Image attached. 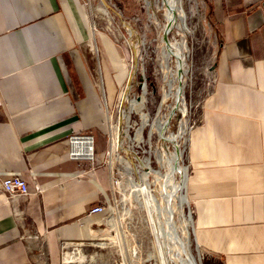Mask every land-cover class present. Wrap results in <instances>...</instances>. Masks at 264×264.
Wrapping results in <instances>:
<instances>
[{
	"label": "crops",
	"instance_id": "0c3cea01",
	"mask_svg": "<svg viewBox=\"0 0 264 264\" xmlns=\"http://www.w3.org/2000/svg\"><path fill=\"white\" fill-rule=\"evenodd\" d=\"M205 1L220 43L188 146L194 239L215 264H264V0ZM89 39L80 0H0V175L32 189L14 202L0 189V264H57L62 241L106 256V213L90 211L103 190L109 198V174L69 156L72 135L92 134L103 163L115 102L92 72Z\"/></svg>",
	"mask_w": 264,
	"mask_h": 264
},
{
	"label": "rangeland",
	"instance_id": "374dc122",
	"mask_svg": "<svg viewBox=\"0 0 264 264\" xmlns=\"http://www.w3.org/2000/svg\"><path fill=\"white\" fill-rule=\"evenodd\" d=\"M80 1L85 7L88 17L90 39L87 44L90 50L89 60L92 72L100 84L104 81L108 95L115 97L114 105L109 108L113 144L116 139L118 140L116 126L119 121L122 97L130 71L134 67L133 51L130 41L136 46L138 45L140 58L137 73L132 82L130 100L132 101L134 98H140L143 93L142 85L145 83L147 103L144 112L150 114L151 123L154 119H165L175 105L172 99L163 103L164 97L170 94L169 80L171 79L168 70H166L163 65L164 56L162 53L163 28L165 24H167V7L163 4V0H106L111 7L109 14H106V9L100 3V0ZM197 4L199 5V14L196 9L194 10L193 8L198 6ZM189 7H192V11L194 12L188 14L186 31L178 35V30L177 28L174 29V27V30L172 29L173 31L171 30L172 32L170 31L171 34L168 36L169 40L172 42L185 41L187 44V63L190 67V72L186 77V84L184 86L185 103L188 111L184 120L187 123L185 128L186 133L184 132V135L180 137L181 139L168 136L172 133L177 134L180 130V124L183 118L182 114L178 112L177 115L170 120L169 132L166 133L168 137L165 136L166 140L161 138L162 141L158 131L152 130V128H150L151 125H147L143 130L144 142H142L140 146H133L134 144L128 140L123 143V146L125 145L124 147L127 148V146L132 145L134 150L138 152L139 159H135L134 156V159L129 157L133 159L135 163L141 166V158L149 157L152 167L160 171V180L162 181L157 182L159 179L155 177V184L151 185L153 193L159 200L162 198L160 193L163 187L165 189L168 186V181L166 182L167 165H161L159 156L162 154L163 149H168V152L173 154L174 146L176 145L175 150L177 148L175 142L178 140L180 150L183 153L182 160L186 165L189 164V132L202 123V111L205 101L214 91L217 84L215 69L220 41L212 21L208 19L209 17L206 12L208 10V4H206L205 0H193ZM121 18L137 31L139 35L138 40L130 37V33L124 28ZM101 37H104L107 42L112 45V52L113 54L115 53L114 55L119 59V61H116L121 63L120 70H115L113 68L116 61L112 59L107 51L103 50ZM175 61H170L169 68L175 69ZM176 86L177 84L174 85L175 90ZM126 119L127 125L131 126L129 128V134L131 137H134L137 129L141 127L140 114L134 111L132 112L131 108H129L127 109ZM126 128L127 127H125L124 132H126ZM103 136H105L102 138L104 141L103 150L104 153L108 155L111 149L110 131L108 129L103 131ZM117 150L120 151L119 144L116 151ZM117 153L120 156L114 154L110 160L113 165L111 173H109V163L106 165L104 163L105 159L101 165H97L101 170H104L106 174L113 176L122 183L121 188L118 189L113 186V184L111 185L110 181L109 187L107 186V188H105L109 197L107 201H109L108 203L111 209H114V214L112 215L109 211L108 215H112L117 220V229L111 226L109 223L110 216L107 215L106 234L104 238L105 240H113L118 237L120 240L118 243L110 242L105 245L101 252L105 253L106 256L113 257V259L120 264H163L160 243L155 223L150 213L151 211L146 206L136 201V196L125 187L123 176L126 172V168L120 158H129L122 152ZM106 158L109 161V157ZM182 164L183 163H181V165ZM135 177L134 179L139 180L138 175H135ZM176 177L178 181L181 180L180 175L176 174ZM149 181H154V178L150 177ZM160 183H162L161 188ZM139 201L143 202L144 197L141 196ZM144 203L146 202L144 201ZM181 210L187 218L190 216L193 219V207L190 201L186 206H183ZM174 220L177 225L182 224L183 220L179 212L174 214ZM189 236L191 242L190 254L194 263L215 264L209 259L207 254L199 248L194 239V231L191 228ZM171 264L178 263L173 261Z\"/></svg>",
	"mask_w": 264,
	"mask_h": 264
},
{
	"label": "bare ground",
	"instance_id": "6f19581e",
	"mask_svg": "<svg viewBox=\"0 0 264 264\" xmlns=\"http://www.w3.org/2000/svg\"><path fill=\"white\" fill-rule=\"evenodd\" d=\"M164 3L167 7V24H165L163 28L164 33H168L174 27H176L177 23V16L180 19V24L178 27L182 30V32L186 31V13L181 8V0H164ZM104 6V5H103ZM106 14H109V9L104 6ZM131 35H134V31H131L127 28ZM182 40V39H181ZM163 41V40H162ZM131 47L135 46V44L130 41ZM163 49H164V63L165 69L168 70V73L171 75V79L169 80L170 89L173 87L174 84H178L176 86V90L172 94V98L174 99L175 103L177 102L179 109L186 115L187 106L184 96V86H185V76L189 71V67L187 64V55L185 53L186 50V42L182 41L181 43H165L163 41ZM137 53L139 56V49L137 48ZM163 53V52H162ZM134 58V53H133ZM176 60V68L171 71L169 69V63L171 59ZM131 72V71H130ZM130 75V74H129ZM129 78V77H128ZM167 84V83H166ZM183 85V86H182ZM170 91V90H169ZM126 93V87L123 93L122 102L120 113L123 111V119L119 121L118 125L116 126L117 130V137L118 140L114 141L112 144V130L110 129L111 135V149L109 150V173L112 171L113 165L111 164L110 160L112 155H119L116 151L117 146L119 144L120 148L123 146L124 141L126 142L131 141L133 146H140L142 142H144L143 137V130L147 125H151L150 128L152 130H157L163 140L165 139V132L168 128L170 120L174 114H171L170 117L165 119H154V121L150 122V114L145 113L144 110L146 108L147 103V91L146 88H143V93L139 99L134 98L132 101L130 100V94ZM169 95L164 97L163 103L167 101ZM126 105V106H125ZM131 108V111L140 114L141 118V127L137 129L136 134L134 137H131L129 134L130 125H127V109ZM111 115L109 114V120L111 123ZM187 123L183 120L180 124V133L176 137V139L182 137L185 132V128ZM126 128V132L124 129ZM155 133V132H154ZM186 133V132H185ZM152 134V133H151ZM114 136V135H113ZM169 140V139H168ZM165 145V144H164ZM130 146V145H129ZM128 147L130 151V156L134 159V157H138V152L134 150L132 145ZM141 148V147H139ZM136 149V148H135ZM120 156V155H119ZM134 156V157H133ZM160 163L161 165H167V172H166V182L168 181V186L165 189L163 187L161 191V199L159 200L158 197L153 193V189L151 185L155 184V177L159 179L157 182H160V171L155 170L152 165L149 157L141 158V166L134 162L133 159H124L120 158L121 162L124 164L126 168V172L123 176L124 178V185L125 187L135 195L136 201L143 206H146L151 212L153 221L155 223V228L158 235V240L160 243V249L162 254L163 264H171V262H177L178 264H195L192 256L190 254V228L193 230V219L187 216L182 212L181 208L186 206L189 202L186 192V183H187V170L183 166H181L182 160V152L177 145V149L173 154L170 156L160 154ZM136 159V158H135ZM113 163V162H112ZM176 174L180 175L181 180L178 181ZM111 175V174H110ZM135 175L139 176V180L134 179ZM134 176V177H133ZM150 177L154 178V181H149ZM136 178V177H135ZM156 182V183H157ZM165 182V181H164ZM160 183V188H161ZM128 191V192H129ZM127 192V193H128ZM144 197V201L146 203L139 201L140 197ZM176 212L180 213L182 224L177 225L174 220V214ZM114 214V209H112V215ZM110 216L109 223L113 228L117 229V220ZM93 234V233H92ZM119 238H115L113 240H103V242H99L100 246H104L109 244L110 242H119ZM201 264V263H200Z\"/></svg>",
	"mask_w": 264,
	"mask_h": 264
},
{
	"label": "built area",
	"instance_id": "2783aa9c",
	"mask_svg": "<svg viewBox=\"0 0 264 264\" xmlns=\"http://www.w3.org/2000/svg\"><path fill=\"white\" fill-rule=\"evenodd\" d=\"M192 1L193 0H181V8L186 13V24H187L188 14L194 12V11H192L193 8H194V10L196 9L198 14L200 13L198 4H197L198 6H196V7H193V8L189 7L190 4L192 3ZM163 4L165 5L164 0H163ZM188 4H189V6H188ZM166 14H167V10H166ZM176 16H177V23H176V27L174 29L177 28V30H178L177 33H178V35H180V34L184 33L185 31L182 32V30L178 27V25L180 24V19H179L178 15H176ZM166 22H167V16H166ZM187 31H190V30H187ZM171 32L169 33V35L171 34ZM163 41H162V43H163ZM169 42L171 43L172 41L169 40ZM181 42H172V43H181ZM162 50H163V56H164L163 45H162ZM185 53H186L187 59H188L187 44H186ZM139 60H140V58H139ZM171 60L173 62L175 61V59H171ZM188 67H189V65H188ZM175 68H176V66H175ZM169 69H171V68H169ZM173 70L174 69H171L172 72H173ZM189 72H190V69H189L188 73ZM188 73L185 76V82H186V77H187ZM170 77H171V75H170ZM174 85H176V84H174ZM174 85L170 89V94H168L169 98L167 99V101L169 99H172L174 101V99L172 98V94L175 91ZM177 86H178V84H177ZM143 88H146V84L145 83L142 85V89ZM184 96H185V88H184ZM174 103H175V101H174ZM177 106H178V104L176 102L175 105L172 107L171 112L168 114L167 117H165V120L168 117L171 116L172 110L174 108H176V110H175L174 115L172 116V119L179 112V113L182 114L183 120H185V116L186 115H184L181 111H179V109H177ZM170 123H171V121H170ZM170 123H169L168 128H167V130L165 132V136H166V133L169 132ZM179 133H180V130H179V132L177 134H173L172 133V134H170L168 136L176 138L179 135ZM168 136H166V137H168ZM159 137H160V135H159ZM160 139H161V137H160ZM178 139H181V138H178ZM69 140H70L69 156L73 160L87 163L89 165V167H90V172H92V171L95 172L96 168H98L97 161H96L97 152H96V140H95V137L92 136V135H88V134H74V135H72L70 137ZM188 141H189V139H188ZM167 142H169V141H167ZM169 143H171V142H169ZM175 143L180 148L178 140ZM175 146H174V152H175ZM127 149H128V147H127ZM168 151H169L168 149L167 150L163 149V154H166L167 156L169 154L171 155V153L168 152ZM119 152H121V151H119ZM106 157H109V153H108V155L105 153V161H104L105 165L107 163H109V161L107 160ZM182 157H183V153H182ZM135 158L139 159L138 157H135ZM140 163H141V160H140ZM181 163H183L181 166L186 168L187 175L189 177L190 165L189 164L186 165L183 160H181ZM0 178H1L0 179V189L7 195L8 201L14 202V201H19L20 199L25 200L31 195L32 189H31L30 185L27 183V181L25 180V176L24 175L18 174V173H10V174H7V175H0ZM109 178H110V181H111V185L113 184V186L117 187L118 189L121 188L122 183H120L113 176H109ZM34 190H35V192H38V193L40 192V189L37 186H35ZM103 194H104V202L102 204L97 205L96 207H94L90 211V213L91 214H98V213H104L105 212L106 213V219H107V215H108L109 211L112 214V209H111L110 204L108 203L109 201H107V198H106V195L104 193V190H103ZM193 214L194 213H193V210H192V216H193ZM108 216H110V215H108ZM103 240H105L104 237H102L99 241H97L98 248L100 250H103L104 247H105V245L103 247L100 246V243H99V242H103ZM90 243H92V242H90ZM88 244L89 243L87 242V243H83L80 246V245H77V244L74 245L72 243H69L68 241H62L61 242V257H60V260H59V262L57 264H120L119 262L114 260L113 257H110V256H105V258H100V257H98V254L95 253L96 256L94 258V254L90 255V253L85 252L84 249H83L84 246H87ZM37 254L39 256L43 255V250H42L41 247L37 249Z\"/></svg>",
	"mask_w": 264,
	"mask_h": 264
},
{
	"label": "water",
	"instance_id": "95a60500",
	"mask_svg": "<svg viewBox=\"0 0 264 264\" xmlns=\"http://www.w3.org/2000/svg\"><path fill=\"white\" fill-rule=\"evenodd\" d=\"M100 3L102 4V5H104L106 8H108L109 10H111V7H110V5L107 3V1L106 0H100ZM263 7H264V5H263ZM121 20H122V18H121ZM122 24H123V26H124V28H129L131 31H134V35H131V33H130V37H133V38H135L136 40H138L139 39V35H138V33H137V31L133 28V27H131L129 24H127V22L126 21H124V20H122ZM169 33H170V31H168V33L166 34V33H163V40H164V42L167 44V43H169V38H168V36H169ZM132 48V51H133V53H134V58H133V60H134V67H133V69L131 70V72H130V75H129V78H128V80H127V84H126V93L125 94H130V92H131V88H132V82H133V80H134V78H135V76H136V73H137V69H138V63H139V56H138V53H137V48H138V45L136 46H133V47H131ZM179 86V85H178ZM175 110H176V108H174L173 110H172V114H174L175 113ZM122 119H123V111H122V113H120V120L122 121ZM120 151L122 152V153H124L125 154V156H130V151L126 148V147H124V146H122L121 148H120Z\"/></svg>",
	"mask_w": 264,
	"mask_h": 264
}]
</instances>
